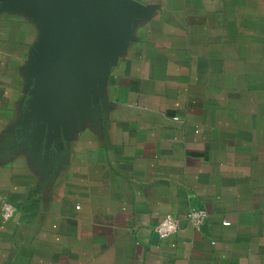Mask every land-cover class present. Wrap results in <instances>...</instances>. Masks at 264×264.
<instances>
[{
  "label": "crops",
  "instance_id": "obj_1",
  "mask_svg": "<svg viewBox=\"0 0 264 264\" xmlns=\"http://www.w3.org/2000/svg\"><path fill=\"white\" fill-rule=\"evenodd\" d=\"M135 1L56 159L19 136L38 28L0 9V264H264V0ZM167 215L180 230L153 242Z\"/></svg>",
  "mask_w": 264,
  "mask_h": 264
},
{
  "label": "water",
  "instance_id": "obj_2",
  "mask_svg": "<svg viewBox=\"0 0 264 264\" xmlns=\"http://www.w3.org/2000/svg\"><path fill=\"white\" fill-rule=\"evenodd\" d=\"M0 9L23 12L38 28L19 136L56 159L81 115L100 104L104 75L146 8L135 0H0Z\"/></svg>",
  "mask_w": 264,
  "mask_h": 264
},
{
  "label": "built area",
  "instance_id": "obj_3",
  "mask_svg": "<svg viewBox=\"0 0 264 264\" xmlns=\"http://www.w3.org/2000/svg\"><path fill=\"white\" fill-rule=\"evenodd\" d=\"M173 120L177 121L178 118ZM15 207L7 202L3 201L0 206V219L4 222L10 221L15 215ZM207 219V213L203 209H190L184 216L183 224L187 225L194 230L199 231L204 225ZM224 226H228L229 223H224ZM181 227V222L178 219L172 218L167 215L163 217L153 230V233L158 236L159 239L169 238L175 235Z\"/></svg>",
  "mask_w": 264,
  "mask_h": 264
}]
</instances>
